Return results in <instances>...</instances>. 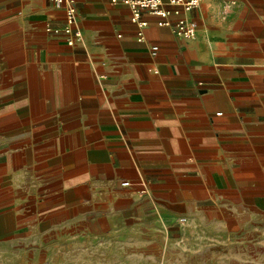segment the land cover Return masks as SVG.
Segmentation results:
<instances>
[{"label": "crops", "instance_id": "1", "mask_svg": "<svg viewBox=\"0 0 264 264\" xmlns=\"http://www.w3.org/2000/svg\"><path fill=\"white\" fill-rule=\"evenodd\" d=\"M66 1L0 0V236L51 262L264 264V0H203L189 41Z\"/></svg>", "mask_w": 264, "mask_h": 264}, {"label": "built area", "instance_id": "2", "mask_svg": "<svg viewBox=\"0 0 264 264\" xmlns=\"http://www.w3.org/2000/svg\"><path fill=\"white\" fill-rule=\"evenodd\" d=\"M58 5L67 2L66 0H53ZM118 4L127 6L132 13V21L138 25V36L140 40L144 39V28L148 22L142 19L143 12L159 17L160 26L171 27L174 34L184 40L189 41L197 36L198 24L192 19L186 17L196 10L203 0H114ZM230 5L227 4L223 11L226 15ZM172 17H175L174 21ZM66 26L63 28L67 34V45L75 47L77 42L82 39V30L79 26L76 9L72 1H69L66 14ZM49 31L59 32L60 29L48 28ZM159 50L158 46H153V54ZM130 182H122V186H128ZM185 218H180V222H185Z\"/></svg>", "mask_w": 264, "mask_h": 264}, {"label": "rangeland", "instance_id": "3", "mask_svg": "<svg viewBox=\"0 0 264 264\" xmlns=\"http://www.w3.org/2000/svg\"><path fill=\"white\" fill-rule=\"evenodd\" d=\"M10 237V238H9ZM11 236H0V264H94L93 261L64 260L62 256L55 255L51 262L47 259L45 252L40 248L36 250L35 246L27 244L10 243ZM45 247V246H44ZM57 259V260H56Z\"/></svg>", "mask_w": 264, "mask_h": 264}]
</instances>
